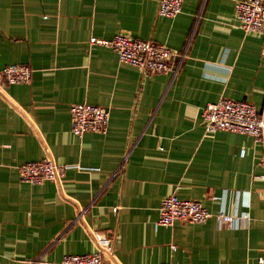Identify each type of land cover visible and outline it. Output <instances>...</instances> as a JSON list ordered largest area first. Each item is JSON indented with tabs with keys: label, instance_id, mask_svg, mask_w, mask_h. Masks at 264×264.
I'll return each instance as SVG.
<instances>
[{
	"label": "crops",
	"instance_id": "crops-1",
	"mask_svg": "<svg viewBox=\"0 0 264 264\" xmlns=\"http://www.w3.org/2000/svg\"><path fill=\"white\" fill-rule=\"evenodd\" d=\"M238 1L183 0L165 17L159 0H0V69H33L30 82L0 86V264L93 253L94 231L113 240L105 264L257 263L262 145L200 117L222 97L264 114V36L241 27ZM119 33L186 52L179 72L143 73L89 43ZM83 102L109 109L106 133L72 132L70 106ZM46 158L66 166L60 180L21 179L18 165ZM171 194L250 221L158 226Z\"/></svg>",
	"mask_w": 264,
	"mask_h": 264
},
{
	"label": "built area",
	"instance_id": "built-area-1",
	"mask_svg": "<svg viewBox=\"0 0 264 264\" xmlns=\"http://www.w3.org/2000/svg\"><path fill=\"white\" fill-rule=\"evenodd\" d=\"M182 9L183 0H159L158 10L162 16L175 17ZM235 15L246 32H257L264 36V0L238 1ZM89 43L91 46L110 47L120 62L135 66L148 74L169 71L176 74L186 56V52L179 53L164 44L131 38L123 33L116 34L110 39L92 36ZM32 73L33 69L27 64L8 65L0 69V86L28 83ZM70 114L72 132L78 137L87 132L106 133L108 130L110 111L106 107L86 102L75 103L70 106ZM200 117L209 132L227 130L253 137L262 145L261 164L264 167V114H260L254 104L222 97L217 102L206 104L201 109ZM18 170L22 180L40 184L60 180L65 174L66 166L46 158L22 163L18 165ZM260 178L264 181V174ZM240 194V191H236L237 197ZM114 211H117V208H114ZM212 217L217 219L219 227L232 229L245 227L250 221L247 212L227 211L224 203L216 213H213L198 200L184 199L177 194H171L161 202L157 225L172 226L177 220L204 223ZM93 234L99 246L97 251L67 255L61 264H105L106 255L114 250L113 240L100 231H94ZM256 264H264V255Z\"/></svg>",
	"mask_w": 264,
	"mask_h": 264
}]
</instances>
